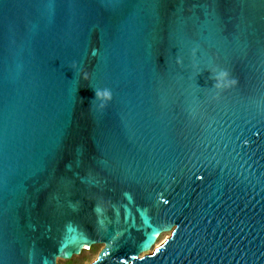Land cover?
<instances>
[{
    "label": "water",
    "instance_id": "95a60500",
    "mask_svg": "<svg viewBox=\"0 0 264 264\" xmlns=\"http://www.w3.org/2000/svg\"><path fill=\"white\" fill-rule=\"evenodd\" d=\"M96 244L264 264V0L0 3V264Z\"/></svg>",
    "mask_w": 264,
    "mask_h": 264
},
{
    "label": "rangeland",
    "instance_id": "374dc122",
    "mask_svg": "<svg viewBox=\"0 0 264 264\" xmlns=\"http://www.w3.org/2000/svg\"><path fill=\"white\" fill-rule=\"evenodd\" d=\"M171 232H164L162 233L155 245L151 248V250L148 253H151L153 249L157 246L162 244L168 237H170ZM103 248V245H96L94 249L92 250H85L80 255L73 256L71 259H58V264H92L93 261H95L98 257V253Z\"/></svg>",
    "mask_w": 264,
    "mask_h": 264
},
{
    "label": "clouds",
    "instance_id": "9594fccd",
    "mask_svg": "<svg viewBox=\"0 0 264 264\" xmlns=\"http://www.w3.org/2000/svg\"><path fill=\"white\" fill-rule=\"evenodd\" d=\"M98 96H103V97H107L110 98V93L107 90H103V91H98L97 92Z\"/></svg>",
    "mask_w": 264,
    "mask_h": 264
},
{
    "label": "snow or ice",
    "instance_id": "6c2138e0",
    "mask_svg": "<svg viewBox=\"0 0 264 264\" xmlns=\"http://www.w3.org/2000/svg\"><path fill=\"white\" fill-rule=\"evenodd\" d=\"M0 3H3V0H0ZM88 195H93V193H88ZM95 195L98 197L100 194L95 193ZM165 203H167V201H165ZM157 251H159V249H157Z\"/></svg>",
    "mask_w": 264,
    "mask_h": 264
},
{
    "label": "flooded vegetation",
    "instance_id": "af4514ba",
    "mask_svg": "<svg viewBox=\"0 0 264 264\" xmlns=\"http://www.w3.org/2000/svg\"><path fill=\"white\" fill-rule=\"evenodd\" d=\"M96 245H103V244H96ZM96 245H93L91 248L87 249V250H92L95 248Z\"/></svg>",
    "mask_w": 264,
    "mask_h": 264
},
{
    "label": "bare ground",
    "instance_id": "6f19581e",
    "mask_svg": "<svg viewBox=\"0 0 264 264\" xmlns=\"http://www.w3.org/2000/svg\"><path fill=\"white\" fill-rule=\"evenodd\" d=\"M159 235L156 236V239H158ZM86 249H89V248H86Z\"/></svg>",
    "mask_w": 264,
    "mask_h": 264
}]
</instances>
